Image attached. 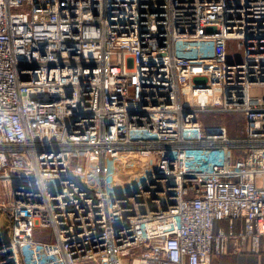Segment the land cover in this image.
<instances>
[{"label":"built area","instance_id":"2783aa9c","mask_svg":"<svg viewBox=\"0 0 264 264\" xmlns=\"http://www.w3.org/2000/svg\"><path fill=\"white\" fill-rule=\"evenodd\" d=\"M0 213V264L264 253V0H0Z\"/></svg>","mask_w":264,"mask_h":264},{"label":"rangeland","instance_id":"374dc122","mask_svg":"<svg viewBox=\"0 0 264 264\" xmlns=\"http://www.w3.org/2000/svg\"><path fill=\"white\" fill-rule=\"evenodd\" d=\"M189 49H192L194 43L188 45ZM229 51L234 52L241 58V54L237 49L236 45H233ZM204 124H222L227 126L229 134L231 136H240L244 130V118L239 112L227 113V114H204L202 117ZM8 225V219L3 214L0 213V233ZM46 230V229H45Z\"/></svg>","mask_w":264,"mask_h":264},{"label":"crops","instance_id":"0c3cea01","mask_svg":"<svg viewBox=\"0 0 264 264\" xmlns=\"http://www.w3.org/2000/svg\"><path fill=\"white\" fill-rule=\"evenodd\" d=\"M217 226L227 227L228 224L226 221H219ZM212 264H264V253L241 252L223 254L214 257Z\"/></svg>","mask_w":264,"mask_h":264},{"label":"water","instance_id":"95a60500","mask_svg":"<svg viewBox=\"0 0 264 264\" xmlns=\"http://www.w3.org/2000/svg\"><path fill=\"white\" fill-rule=\"evenodd\" d=\"M8 231H9V227H5L4 230H3V234L7 235Z\"/></svg>","mask_w":264,"mask_h":264}]
</instances>
